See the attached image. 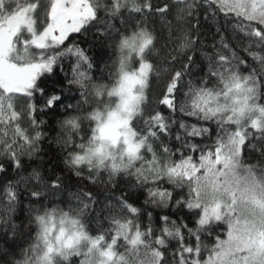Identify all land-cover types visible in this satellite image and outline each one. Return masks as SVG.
Returning <instances> with one entry per match:
<instances>
[{
  "label": "snow or ice",
  "instance_id": "snow-or-ice-1",
  "mask_svg": "<svg viewBox=\"0 0 264 264\" xmlns=\"http://www.w3.org/2000/svg\"><path fill=\"white\" fill-rule=\"evenodd\" d=\"M126 2L127 0H114L110 14H117ZM184 2L186 8L180 11L187 13V17L192 15L194 8L204 5L212 13L211 16H206L208 19H215L218 12L224 13L225 18L233 14L240 31L253 37L257 43L264 44V0H202L199 4L196 0ZM151 7L150 3L140 5L136 0H131L132 11L141 12L143 8ZM95 8V0H50L45 8L46 20L42 30H39L34 26L31 14L39 13L40 0H29L26 5L18 0H0V113L6 114L7 110H11L9 121L17 120L18 115L12 110V103H7V110L4 108V102L12 99L9 94L25 93L31 97L34 90H39L37 77L42 72H51L57 59L68 54L76 57L71 79L68 80L70 85L83 86L84 81L92 78L88 75L92 60L85 50L79 48L74 41L62 51L59 46L64 45L69 33L89 31L86 25L97 21ZM156 11L164 14L167 8L157 7ZM178 19L185 20L186 17L178 16ZM192 31L199 35V24L194 25L191 30L181 32L177 52L185 53L195 47L197 41L192 39ZM144 35L141 33L142 38ZM149 43V40L144 39L141 48ZM32 49L39 52H33ZM250 54L254 59L260 60L259 75H264V57L256 53ZM175 58L172 57L173 60ZM206 58L209 61V72L217 80L212 89L206 86L190 88L194 96L190 106L187 100L177 101L173 93L177 90V83L182 80L184 71H175L157 104L166 105L173 111L179 108L180 112L196 117L198 121L214 120L223 135L218 131L213 144L191 142L189 137L204 136L209 134V129L180 121L179 129L183 132L177 131L176 141L179 147L174 151L169 143L161 139L162 135L171 136V125L159 108L153 109L150 114L141 112L137 115L135 118L142 120L143 126L135 131H132L134 119L129 128L128 120L121 117H116L115 121L110 120L100 129L101 138L112 143H117L123 137L129 160L125 174L136 179V185L128 186L151 185L144 204L161 209L172 207L175 212H183L186 208L195 220V227H188L183 223L184 216L176 221L164 214L160 218L163 225L160 235L155 236L152 213H148V225L144 227L139 222L142 209L129 203L127 197L121 196L117 198L119 211L114 210L108 217L110 228L94 237L92 248L87 252L76 253L83 257L81 264H94V257H98L99 264H264V144L260 148L261 158L257 164L245 165L242 159V150L248 147L245 141L251 135L246 130L249 124L242 123L245 112L258 111L264 117V106L256 103L259 88L257 73L241 77L235 70L234 53L226 56L217 51L215 56L208 55ZM186 59L188 63L184 65L185 71L189 65L196 64L192 56L189 55ZM152 68L142 58L139 61V75L125 79L143 83L142 78H146ZM119 91L127 111L129 98L125 97V93L130 96V88L122 83ZM83 95L81 92V96ZM58 99L59 97L52 96L47 99V105H52ZM80 107L79 101L75 106H67L72 111L79 110ZM0 122H3L2 115ZM230 125H235V130L229 131L226 126ZM250 127L260 132V140L264 142V119L251 120ZM120 128L125 131H118ZM15 132L32 148V152L37 150L35 143L39 139V133L35 137H28L19 128ZM251 147L255 149L256 145ZM7 151L16 166L21 167L19 156L12 146H8ZM175 152L180 153L178 158ZM196 152L200 153L198 158L192 155ZM145 153L150 154V157ZM132 161H137L139 166L133 165ZM2 170L0 167V171ZM90 178L95 182V177ZM36 179L39 185L32 189L31 195L37 199L46 192L55 195L62 187V178L58 175L52 181L44 180L38 174ZM112 179L113 176L110 175L109 182ZM165 183L172 185L173 191L162 187ZM184 188H187L186 194ZM175 189H180V192L176 194ZM76 198L83 204L79 208L81 214L89 208L86 200L94 201L90 192L77 194ZM120 212L125 215H120ZM185 228L188 240L183 235L182 230ZM217 228L222 231L217 232ZM13 231L15 235V226ZM193 236L195 243L191 240ZM204 236L208 238V243L204 242ZM166 238L177 241L176 248L170 253V262L168 256L160 250L167 247ZM121 239L123 244L120 243ZM119 247H124L125 252H117ZM205 253L207 258H204ZM8 255L7 249L0 248V257ZM4 264H10V261L5 260Z\"/></svg>",
  "mask_w": 264,
  "mask_h": 264
},
{
  "label": "trees",
  "instance_id": "trees-1",
  "mask_svg": "<svg viewBox=\"0 0 264 264\" xmlns=\"http://www.w3.org/2000/svg\"><path fill=\"white\" fill-rule=\"evenodd\" d=\"M96 1L97 21L86 25L89 29L87 33H70L64 45L59 46V50L62 51L74 41L79 48L85 50L86 55L92 60V68L89 70L92 78L107 80L111 75L108 65L113 58V53L109 48L110 41H115L120 34L137 27L147 28L155 33L156 54L153 55L151 52L146 54V59L152 63L153 68L149 72L142 112L150 114L153 109L159 108L161 114L168 118L171 125V136L162 135L161 139L169 143L174 151L179 147L176 141L177 131L183 132L179 129L180 121L209 129V134L189 137L188 139L193 143L211 145L214 143L218 131L223 135V131L218 128L214 120L198 121L196 117H190L180 112L179 108L173 111L166 105L157 104V100L162 99L166 84L175 71H184V75L182 80L177 83V90L173 96L177 101L187 100L190 106L194 99L190 88L199 89L201 86H206L212 89L217 84L216 77L211 76L209 72V61L206 57L208 55L215 56L217 51L226 56H232L234 53L236 57L233 61L236 65L235 70L241 77L257 73L256 80L259 88L256 103L264 105V75H259L261 62L250 54L256 53L258 56L264 57V44L257 43L253 37L240 31L237 27L238 21L233 14H229L228 18H225L224 13L218 12L215 19H208L206 16H211L212 13L207 11V6L204 5L194 8L192 15L187 17V13L180 11L186 8L184 0H136V3L140 5L150 3L152 7L135 12L131 10V0H127L117 14L111 15L110 8L114 0ZM196 2L199 4L202 0H196ZM157 7H166V13L157 12ZM178 16H185L186 19L179 20ZM197 24H199L201 32L199 35L195 31L191 33L192 39L197 41L195 47L185 53L177 52L176 46L181 32L191 30ZM25 35L28 34L25 32ZM222 39L223 42H221ZM32 51L39 52L36 49H32ZM189 55L193 57L196 64L189 65L188 70L185 71L184 65L188 63L186 57ZM173 56L176 57L175 60L172 59ZM75 63L76 57L73 54L59 58L53 64L51 72H42L37 77L39 90H34L31 97L26 94H13L14 105L22 115V122H27L25 117L29 116L30 123L35 121L33 123L35 133L40 135L35 143L37 149L35 152H32L31 149L27 152L17 153L21 167L16 166L7 150L0 148V167L3 169L0 171V248H5L9 252L8 256L0 257V264H4L5 260L10 261L9 257L19 258L21 250L31 242L35 229L29 226L28 221L33 206L58 203L66 207L81 208L83 204L76 196L82 192H90L94 197V201L86 200L89 203V208L82 214L83 222L93 236L110 228L108 217L114 210L119 211L117 198L121 196L127 197L129 203L142 209L139 222L144 227L148 225V213H152V227L155 236L160 235V230L163 227L160 218L164 214L176 221H180L184 216L183 223L188 227H195V220L188 214L186 208L183 212H175L172 207L161 209L151 204L145 205L144 200L151 185L129 187V184L136 185L134 176L128 177L125 173H121L109 182V176L105 173L95 175L81 169V174L78 176L76 172L65 166L64 158L67 151L72 149L65 151L58 148L54 141L58 132L57 121L72 111L67 108L68 105L75 106L82 99L79 90L68 83ZM134 66H139L138 59L134 60ZM52 96L59 97V99L52 105H47V99ZM142 126L143 121L135 118L133 121L134 130ZM226 127L229 131L235 130V125ZM246 130L251 135L245 141L248 147L242 150V159L245 165L257 164L258 159L261 158L260 148L264 142L260 140L261 134L257 129L247 126ZM87 131L86 127L85 133ZM252 145H256V148L253 149ZM145 154L150 157V154ZM179 155V152H175L177 158ZM192 155L198 158L200 153L196 152ZM137 166L139 165L137 164ZM37 174L47 181L54 180L57 175L60 176L62 178L61 189L55 195H49L46 192L39 199L33 197L31 191L39 185V181L36 179ZM90 177H95V182ZM162 187L173 191L172 185L167 183ZM174 191L178 194L180 189ZM183 191L186 194L187 188H184ZM120 215H125V213L120 212ZM13 226H15V235ZM182 231L185 240H188L187 229ZM216 231L220 232L222 229L217 228ZM203 239L205 243H208L206 236ZM191 240L192 243H195L194 236L191 237ZM120 243H124L123 239L120 240ZM166 245V248L160 250L168 256L170 262L172 259L170 253L176 248L177 241L166 238ZM116 250L119 253L125 252L124 247H119ZM204 258H207L206 253ZM82 259V256H75L72 258L71 264H81Z\"/></svg>",
  "mask_w": 264,
  "mask_h": 264
},
{
  "label": "clouds",
  "instance_id": "clouds-1",
  "mask_svg": "<svg viewBox=\"0 0 264 264\" xmlns=\"http://www.w3.org/2000/svg\"><path fill=\"white\" fill-rule=\"evenodd\" d=\"M141 33L145 34L143 38ZM144 39L150 43L141 48ZM155 41V33L143 27L120 34L115 41L109 42L113 53L108 65L111 71L109 79L91 78L84 81L83 86L73 85L80 93H84L80 101L83 107L69 112L57 121L58 132L54 142L65 151L72 149L67 151L64 164L76 174H81L80 170L85 169L95 175L105 173L115 177L128 170L126 166L129 165V160L123 137L117 143H112L101 138L100 129L110 120L115 121L116 117L127 119L128 127L131 128L132 120L142 112L151 70L146 78H142L143 83L125 78L139 75V66H134V60L140 61L143 58L145 63L152 65L146 59V54H156ZM88 75L92 77L90 72ZM122 83L130 88V96L125 93V97L129 98L127 111L119 91ZM260 119L264 117L258 111L245 112L242 123L249 124L251 120ZM118 131L123 132L125 129L120 128ZM131 163L135 165L137 161ZM28 224L35 229L32 240L21 250L19 258L9 257L10 264H71L78 251L84 253L92 248L95 236L88 231L79 208L58 203L35 205ZM93 261L94 264H99L98 257H94Z\"/></svg>",
  "mask_w": 264,
  "mask_h": 264
},
{
  "label": "rangeland",
  "instance_id": "rangeland-1",
  "mask_svg": "<svg viewBox=\"0 0 264 264\" xmlns=\"http://www.w3.org/2000/svg\"><path fill=\"white\" fill-rule=\"evenodd\" d=\"M18 2H23L25 5L29 2V0H18ZM31 2H35V0H31ZM89 2H92V0ZM97 1L95 0V3ZM50 0H40V9L38 14H31L32 18L35 21V25L39 30H42V26L44 21L46 20L45 16V8L48 7ZM70 34V33H69ZM25 94V93H18ZM12 96L11 101L4 102V108L7 110V103H12V110L17 112V120L9 121V117L11 115V110H7L6 114L0 113L3 116V122H0V148L1 150H7L8 146H12L13 151L17 153L27 152L32 148L24 142V140L15 132L16 128H19L21 132H23L28 137H35V129L33 127V123H30L29 116L25 117L27 122H22V115L16 110L14 105L13 94H9ZM250 126V123L249 125Z\"/></svg>",
  "mask_w": 264,
  "mask_h": 264
}]
</instances>
